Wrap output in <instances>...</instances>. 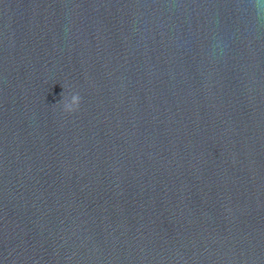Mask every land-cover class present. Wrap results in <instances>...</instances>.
Here are the masks:
<instances>
[{"label":"water","instance_id":"95a60500","mask_svg":"<svg viewBox=\"0 0 264 264\" xmlns=\"http://www.w3.org/2000/svg\"><path fill=\"white\" fill-rule=\"evenodd\" d=\"M0 264H264V0H0Z\"/></svg>","mask_w":264,"mask_h":264},{"label":"clouds","instance_id":"9594fccd","mask_svg":"<svg viewBox=\"0 0 264 264\" xmlns=\"http://www.w3.org/2000/svg\"><path fill=\"white\" fill-rule=\"evenodd\" d=\"M74 100H75V106L74 107H71V108H65V111H67V112L74 111L79 106L80 97H79L78 94H75L74 95Z\"/></svg>","mask_w":264,"mask_h":264}]
</instances>
